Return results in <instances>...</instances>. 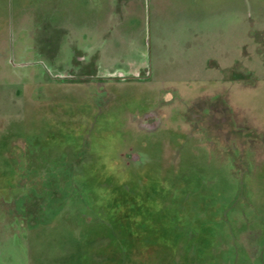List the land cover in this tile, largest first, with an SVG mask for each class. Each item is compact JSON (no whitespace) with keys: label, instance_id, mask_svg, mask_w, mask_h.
<instances>
[{"label":"rangeland","instance_id":"obj_1","mask_svg":"<svg viewBox=\"0 0 264 264\" xmlns=\"http://www.w3.org/2000/svg\"><path fill=\"white\" fill-rule=\"evenodd\" d=\"M117 17L122 18L123 34L106 40L117 46L118 59L145 53L151 84L125 85L120 94L97 92L96 135L118 137L124 131V119L131 122L136 111L161 103L172 104L185 116L193 109L205 115L209 109L225 106L231 116L225 137L197 124L183 125L192 139L184 137L175 144L177 151L188 146L194 156L178 166L184 174L176 185L178 191L173 190L178 201L171 204V210L177 206L180 214L194 215L195 220L186 221L188 227L197 216H206L196 229L219 237L215 260L264 264V0H0V36L7 35L12 46V51L2 46L0 57V187L4 183L13 189L16 210H33L37 205L42 209L29 220L28 232L17 218L5 222L0 215V264H98L97 250L85 248L74 227L84 220L79 210L89 198L88 184L75 183L71 189L75 199L69 193L68 204L66 189H59L58 199L48 202L52 185L58 178V184L66 181L68 163L73 162L77 174L79 164L89 158L84 148L66 154V114L73 104L80 108L82 89L62 87L55 92V101L42 90L31 104L24 97L25 89L14 98L9 88L12 67L25 72L19 58L25 46L36 43L41 49H55L67 64L72 40L77 46L101 45L103 38L95 36L108 27L110 18L115 24ZM48 40L54 46L48 47ZM166 128L164 132H169ZM79 131L76 137L86 136ZM166 173L172 177L170 169ZM187 177L194 185L181 189ZM212 177L224 192L210 201L194 195L195 184L202 183V188ZM75 200L78 203L69 206ZM209 208L214 209L210 216ZM175 211L164 215L166 226L182 230ZM153 253L149 256L139 250L133 259L142 264L150 257L156 262L158 255Z\"/></svg>","mask_w":264,"mask_h":264},{"label":"flooded vegetation","instance_id":"obj_2","mask_svg":"<svg viewBox=\"0 0 264 264\" xmlns=\"http://www.w3.org/2000/svg\"><path fill=\"white\" fill-rule=\"evenodd\" d=\"M111 21L107 29H103L95 36L96 39L103 38L101 45L96 43L94 46L88 44L77 46L72 40L68 51L70 60L67 64L66 60H60L59 51L51 48L41 49L35 43L30 47L25 46L23 52L21 51L22 55L19 56L23 61L21 68L25 70L24 74L16 72V67H12L10 92L14 93V97L17 91L25 89L24 97L27 98L26 101L31 100V104L33 98L38 95L37 92L42 90L49 100L55 101V92L62 87L77 85L82 89L83 99L80 108L79 105L73 104L71 112L66 114V127L69 129L66 130L68 135L66 154H74L84 148L89 158L79 164L81 168H78L77 174L73 162L68 163L70 168L68 172L66 171L68 175L66 181L62 180V183L58 184L61 181L58 178L56 184L52 185L54 191L48 194V202H55L59 189L61 192L66 189L68 204L71 198L69 193L72 195L71 200L75 199L71 192L75 183L80 180L88 184L90 191L88 200L81 203V199H77L81 203L79 216L83 215L84 220L81 226L76 227L78 225L75 224L74 227L78 230L76 233L81 235L79 239L84 242L85 248L97 250L98 264H140L133 259L139 250L145 251L149 256L153 250V255H158L156 262H152L148 257V261L142 264H214L215 261L226 264L229 262L228 259L215 260L214 245L218 243L219 237L212 232H201L196 229L198 223L206 221V216H197L198 221L192 222L188 227L186 221L195 220V216L180 214L177 206V209L171 210V204L178 201L176 200L178 181L180 175L184 174L182 168V172L178 171V166L189 163L194 156V150L188 146L177 151L176 145L182 142L184 137L189 141L192 139L183 129V125L189 122L197 124L214 135L221 133L222 138L228 135L231 116L225 106L223 110L209 109L205 115H200L197 109H193L185 116L178 114L172 104L161 103L150 110L136 111V118L131 122L123 118L125 127L120 136L113 137L108 134L97 136L95 130L97 120H94L98 111L97 92L103 91L108 95L116 92L120 94L119 89L125 85L144 87L151 84V71L144 62L145 53L141 54L143 57L139 56L140 58L118 59L117 46L106 40L117 31L118 24ZM5 37L7 42L5 50L8 48L12 51L9 38L7 35ZM48 41V47L52 46V40ZM0 57H3L2 52ZM13 97L11 99L15 101ZM149 121L153 123H148ZM165 126H168L166 131L169 132H164ZM79 130L86 133L82 139L76 137ZM196 131L198 130L192 134ZM160 132H163L164 136L160 137L158 135ZM166 153H171L169 161L166 160L168 155ZM154 165L155 167H150ZM169 169L171 178L166 173ZM205 169L200 168L198 171L205 172ZM53 180L52 178V183ZM215 181L217 179L212 177L202 188L199 187L202 183L197 182L195 184L198 186L197 191L194 188L196 194L194 191L190 193L210 201L213 196L218 197L224 192L217 189L218 184ZM192 183L193 180L187 177L182 180L180 188L185 189V185L192 186L194 185ZM15 184L16 182L12 185ZM1 186L0 209L3 212L0 215H3L5 222L17 218L21 227L28 232L29 220L35 218L37 212H41L42 209L37 205L33 210L22 206L20 210H16L12 204L16 197L12 195L13 189L4 183ZM174 188L177 189L174 191L175 194ZM77 200L69 206L77 204ZM36 204L34 203V206ZM42 207L45 208L44 205ZM209 210L208 216L214 212L213 208ZM174 211L178 215V221L184 225L182 230L166 226L164 215ZM2 235L3 231L0 230V239ZM160 253H164V256L162 257Z\"/></svg>","mask_w":264,"mask_h":264},{"label":"crops","instance_id":"obj_3","mask_svg":"<svg viewBox=\"0 0 264 264\" xmlns=\"http://www.w3.org/2000/svg\"><path fill=\"white\" fill-rule=\"evenodd\" d=\"M114 5H117L116 3L114 4ZM113 4L111 5L112 7L114 6ZM112 19H114V18H110V20H112ZM116 23L118 24L117 26H116V28H117V31L116 32H114L113 34H116V35H122L123 34V31H122V29L120 28V25H121V22H122V18H120V17H117L116 19ZM109 27V26H108ZM108 27H106V28H103L104 30L105 29H107ZM112 34V35H113ZM110 36L109 38H112L113 36ZM2 38V39H1ZM0 45H1V47H0V52H2V50L1 49H3L2 48V46L4 47V49H6V44H7V42H6V37L5 36H0ZM110 43H112V42H110Z\"/></svg>","mask_w":264,"mask_h":264}]
</instances>
